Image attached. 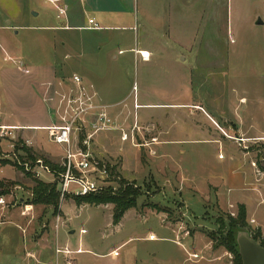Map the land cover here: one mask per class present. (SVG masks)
Masks as SVG:
<instances>
[{
	"label": "rangeland",
	"instance_id": "obj_1",
	"mask_svg": "<svg viewBox=\"0 0 264 264\" xmlns=\"http://www.w3.org/2000/svg\"><path fill=\"white\" fill-rule=\"evenodd\" d=\"M52 5L45 0H0V24L21 28L17 35L16 30L4 34L9 44L0 40V57L2 48L9 47L18 50L16 55L23 58L28 68L54 61L66 64L63 78L69 80V86L75 87L73 76H80L82 86V77H87L105 97L110 96L101 104L117 105L119 110L131 112L133 117L127 111L120 122L130 134L135 116L154 114L134 109L136 101L145 102L143 89L148 90L149 102L161 101L158 93L168 99L178 98L185 89V80H190L193 111L204 110L220 128L223 126L216 113L233 96L242 98L240 103L247 100L248 107L255 97L264 102V0H137L135 16L142 42L150 49L166 44L172 50L170 61L163 59L162 66L148 69L137 64L133 52L126 51L143 45L131 32L121 28L102 32L62 30L64 21L57 16L64 14L59 15ZM81 21L86 26V19ZM47 26L57 29L47 30ZM118 51L123 54L118 56ZM15 65L10 63L16 68ZM89 67L93 76L84 73ZM134 87L137 93L133 92ZM224 110L229 113L228 108ZM109 133L113 138L119 136V131L102 132L91 141L89 151L93 161L115 167V183L108 184L109 188L104 186V191L114 196L120 188L117 184L122 182L124 188L130 185L139 194L135 207L125 212L117 225L112 224L111 204L78 205L75 198L59 201L56 212L33 206L31 212L21 216L24 205L30 204L33 187L26 174L34 176L32 172L39 160L33 166L20 160L26 158L22 147L35 151L32 146H24L21 132L0 139V181L16 183L0 195L7 204L0 208V264H53L56 237L61 246L68 240L72 250L78 248L79 240L84 245L86 254L74 264H231L232 255L223 247L215 248L213 239L219 238L220 221L226 224L227 215L235 217L238 206L227 210L220 207L211 190L208 195L207 191L199 195L194 188L190 194L188 190L178 193L177 173L166 166L168 173L162 165L155 166L147 159L150 153L145 148L129 142L108 143L107 147L105 140L100 139ZM151 133H144L143 141H149ZM217 133L222 135L219 130ZM225 133L228 137L222 138L235 146L240 144L248 163L252 160L255 168L264 172V142L256 144L231 131ZM36 134L49 149L61 151L49 141L46 131ZM74 134V143L85 149V131L80 129ZM133 135L135 143L141 144L140 135L136 131ZM189 148L190 159L181 166L196 175L208 166L198 163L200 157L209 163L220 154L226 161L232 160L226 150L217 154L205 144ZM5 162L9 164L3 165ZM39 180L52 183L54 178L43 174ZM258 216L264 222V205ZM249 225L252 230L257 229ZM81 230L85 234L80 237ZM150 237L154 239L149 240ZM113 252H117V257L110 256Z\"/></svg>",
	"mask_w": 264,
	"mask_h": 264
},
{
	"label": "crops",
	"instance_id": "obj_2",
	"mask_svg": "<svg viewBox=\"0 0 264 264\" xmlns=\"http://www.w3.org/2000/svg\"><path fill=\"white\" fill-rule=\"evenodd\" d=\"M45 1L53 4L55 11H57L55 7L63 10L64 15L57 16L64 21L62 22L64 25L61 26L62 30L102 32L121 28V30L131 32L137 43L139 41L143 44L141 46L137 44V48L126 50L134 53V59L142 68L160 67L163 64V59L170 61L172 50L166 44H157L155 49H150L142 42L138 25L139 19L137 20V16H135L138 13L137 0ZM131 12L134 16L132 24L129 17ZM82 18L86 19V26L82 25ZM89 20H92L100 30H88ZM46 29L57 28L47 26ZM15 30L17 35L21 28L13 27L10 24L4 27L0 24L1 42L9 44L4 34ZM61 46L64 48V44ZM2 49L3 55L0 57V126L18 128L16 131L21 132L22 138L29 141L30 146L34 147V153L48 161L56 160L55 164L61 163L62 150L55 152L49 149L36 133L45 131V128L55 123L52 109L56 101V93L70 89L69 80L63 78L66 64L54 61L48 64H38L35 69H32L23 64V58L16 55L18 50H12L9 47ZM121 53L123 54L122 51H118L117 55H122ZM139 54H143L145 59L142 60ZM6 57L13 62L7 61ZM67 57V55L64 56V59ZM146 57L148 58L146 59ZM112 59L116 61L117 57L113 56ZM10 63L16 64V68L10 66ZM87 69L89 71L85 70L84 73L93 76L94 73H90L93 69L90 67ZM82 80L84 85L95 94L99 104L110 99V96L106 95L105 97V94L98 91L94 83L87 77H82ZM185 84V89L178 98L168 99L165 95L162 96L163 93H158L156 94L157 99L161 101L149 102L146 101L149 97L148 90L143 89L142 96L145 102L139 104L135 99V104L138 106L136 110L154 111V114L144 115V117L143 115L136 116L137 125L140 124L137 135H140L142 139V143L137 147L145 148L146 152L150 153V157L148 156L147 159L155 166L162 165L164 171L167 170L166 166L171 172L177 173L178 193L183 194V190L189 191L194 188L199 195L206 191L208 195V191L211 190L219 206L226 210L234 206H244L248 225L251 224L252 227L259 229L264 239V222L260 221L258 216L259 208L264 205V183H262V180L264 182V172L256 169L252 160L248 163V158L239 149L241 148L240 144L235 146V143L223 139V136L228 137L225 132L231 131L240 138L256 141V144L263 142L261 139L264 138V102L261 98L255 97L252 99L253 105L248 107L247 100L240 103L242 98L233 96L232 100H228L230 102L227 105H224L223 102L220 106L221 109L216 113L217 120L223 126L220 128L214 125L212 117L204 110L193 111L190 80H185ZM139 97L137 94V100ZM101 105L107 107V115L115 129L112 131H119L118 129L121 128L125 131L120 122H123L128 110L126 111L124 108L119 110L117 105ZM224 107L229 109L228 114L225 113ZM109 109L112 111L108 112ZM128 113L132 116L130 111ZM203 120L206 123H202ZM194 122L198 124L194 125ZM215 128L221 132V136ZM125 132L129 134V132ZM148 132H152V137L149 141H143L144 133ZM120 136V132L116 138H113V134L109 133V135L101 136L100 140H105L107 147L109 144H125L121 142ZM201 144L212 146L217 154L226 150L231 154L232 160L226 161L225 157L220 154L222 158L217 155V161L209 163L210 161H203L200 157L198 163L208 165L206 168H202L204 169L203 173L199 171L196 175L187 171L181 164L190 159L192 153L189 147ZM200 155V152L197 153L198 158ZM170 186L172 185L170 184ZM190 193L189 191L188 194ZM65 244L69 245L70 242L66 240ZM83 247L84 245H81L82 250ZM80 256L76 257L75 263L78 258L80 259Z\"/></svg>",
	"mask_w": 264,
	"mask_h": 264
},
{
	"label": "built area",
	"instance_id": "obj_3",
	"mask_svg": "<svg viewBox=\"0 0 264 264\" xmlns=\"http://www.w3.org/2000/svg\"><path fill=\"white\" fill-rule=\"evenodd\" d=\"M56 10L59 15L64 14L63 10L58 7H56ZM88 25V30H100L92 20L88 21ZM139 55L142 60L145 59L143 54ZM6 60L13 62L8 57H6ZM72 82L75 84L74 88L70 86L67 91L56 93V101L52 109V117L55 123L44 129L47 132L49 141L62 150L63 158L61 163L58 164L61 172L57 174V177H54V174L40 161L37 162L32 172L38 180L43 174L51 175L54 178L53 182L56 181V191L60 203L67 198H83L102 193L104 192V186L109 188L110 185L108 184L115 183L113 182L114 176H111L107 171L106 165L93 161L89 152L90 143L96 136L105 131L115 130L113 122L107 115V107L97 102L95 94L90 92L88 87L81 85L79 77L73 76ZM135 91L134 87L133 92ZM137 108L138 106L134 103V109ZM17 129L15 127L0 126V139L6 136L12 137V133ZM80 129L85 131V137L82 141V146L85 149L79 148L74 143V133ZM118 130L121 134L120 140L122 143L129 142L134 147L138 146L133 135L135 131H139L136 116L130 129L131 134H127L122 128ZM261 140L264 142V139ZM26 145L30 146L29 141H24V146ZM219 158H222V156L219 155ZM6 205L4 197L0 196V208H5ZM32 208L31 204L24 205L21 216L27 215L32 211ZM58 226L59 218L56 221V233L58 232ZM84 234V230L79 231L80 237ZM82 254H86V251L82 250L80 240L78 248L72 250L68 244L59 245L56 237L53 264H74L75 257ZM110 256L117 257V252L111 253ZM192 258H197V256L193 255Z\"/></svg>",
	"mask_w": 264,
	"mask_h": 264
},
{
	"label": "trees",
	"instance_id": "obj_4",
	"mask_svg": "<svg viewBox=\"0 0 264 264\" xmlns=\"http://www.w3.org/2000/svg\"><path fill=\"white\" fill-rule=\"evenodd\" d=\"M26 154V158H21V161H27L31 166L35 165L36 161H41L45 167H47L51 173L54 174V177H57V174L61 172L58 164L50 162L44 158L37 157L31 149H26L22 147L21 149ZM9 163L5 162L3 165ZM107 171L111 176L115 174V167L106 165ZM30 177L33 187L30 189V204L32 206H43L47 208H52L55 212L57 211L59 205V195L56 191V181L52 183H44L41 180L34 178L30 174H26ZM116 176V175H115ZM119 185L118 193L111 196L108 191L96 195H90L83 198H75V201L78 205L84 203L87 205H107L111 204L112 209V224L117 225L125 212L130 209H133L136 204V199L139 196L138 191L132 186L127 185L123 187L124 183L121 182ZM16 186L14 182H5L0 181V195H2L3 190ZM226 224L223 221H220L219 228V238H214L213 242L215 248L223 247L229 254L232 255L231 264H242L241 258L238 254V247L236 244V235L238 232L246 231L256 243H258L264 249V239L262 238L261 231L259 229L252 230L246 221V212L245 208L242 205L237 207V214L235 217L229 215L226 216ZM223 231V232H222Z\"/></svg>",
	"mask_w": 264,
	"mask_h": 264
},
{
	"label": "water",
	"instance_id": "obj_5",
	"mask_svg": "<svg viewBox=\"0 0 264 264\" xmlns=\"http://www.w3.org/2000/svg\"><path fill=\"white\" fill-rule=\"evenodd\" d=\"M238 254L242 264H264V249L246 231L236 235Z\"/></svg>",
	"mask_w": 264,
	"mask_h": 264
},
{
	"label": "bare ground",
	"instance_id": "obj_6",
	"mask_svg": "<svg viewBox=\"0 0 264 264\" xmlns=\"http://www.w3.org/2000/svg\"><path fill=\"white\" fill-rule=\"evenodd\" d=\"M153 239H154V237H150V238H149V240H153Z\"/></svg>",
	"mask_w": 264,
	"mask_h": 264
}]
</instances>
